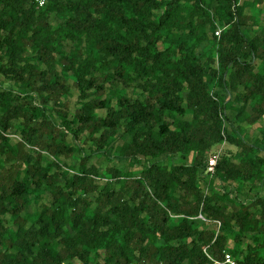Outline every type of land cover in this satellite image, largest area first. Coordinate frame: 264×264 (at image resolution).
I'll list each match as a JSON object with an SVG mask.
<instances>
[{
    "label": "trees",
    "instance_id": "1",
    "mask_svg": "<svg viewBox=\"0 0 264 264\" xmlns=\"http://www.w3.org/2000/svg\"><path fill=\"white\" fill-rule=\"evenodd\" d=\"M263 118L264 0H0V264H264Z\"/></svg>",
    "mask_w": 264,
    "mask_h": 264
},
{
    "label": "rangeland",
    "instance_id": "2",
    "mask_svg": "<svg viewBox=\"0 0 264 264\" xmlns=\"http://www.w3.org/2000/svg\"><path fill=\"white\" fill-rule=\"evenodd\" d=\"M263 8V7H261ZM263 10V9H262ZM131 94V92H129V95ZM76 98H77V94L75 91H72V95L71 97L68 99L69 102H70V109L72 111L73 107H74V104H75V101H76ZM264 129V118L261 119L257 124H255L254 126H252L251 128L247 129L246 133L249 137L250 140H254L255 138H259L261 137V134H260V130ZM9 136L11 137V139L13 141L17 140V136L14 135L13 133H9ZM162 164H165V165H168L171 163V161H169L167 158H163ZM103 166H107V165H113L114 163H108L107 161H103L102 162ZM119 167L123 168V169H126V168H129L131 170H135L137 169L136 167H133L131 166L128 162L126 163H123L122 165H119ZM100 183H104L103 181H100ZM207 191V190H206ZM253 196L252 193H248V192H242L239 197L242 198V199H251ZM215 228V227H214ZM230 245V244H229Z\"/></svg>",
    "mask_w": 264,
    "mask_h": 264
},
{
    "label": "built area",
    "instance_id": "3",
    "mask_svg": "<svg viewBox=\"0 0 264 264\" xmlns=\"http://www.w3.org/2000/svg\"><path fill=\"white\" fill-rule=\"evenodd\" d=\"M34 3L36 4L37 8H41L45 5V0H34ZM221 33V30L218 29L216 32H215V36L218 37ZM218 156H219V151L210 156L208 158V165H207V174H208V177H212L213 174H214V169H215V166H216V163H217V159H218ZM198 219L204 221V222H207L208 221L202 216V215H198L197 217ZM215 231L217 232L218 231V228H219V223H216L215 222ZM204 254L214 263V264H239L236 259L233 258V256L228 253V252H223V256L220 260H217V259H214L212 258L210 255H209V252L207 249L204 250Z\"/></svg>",
    "mask_w": 264,
    "mask_h": 264
},
{
    "label": "crops",
    "instance_id": "4",
    "mask_svg": "<svg viewBox=\"0 0 264 264\" xmlns=\"http://www.w3.org/2000/svg\"><path fill=\"white\" fill-rule=\"evenodd\" d=\"M209 178V177H208Z\"/></svg>",
    "mask_w": 264,
    "mask_h": 264
}]
</instances>
